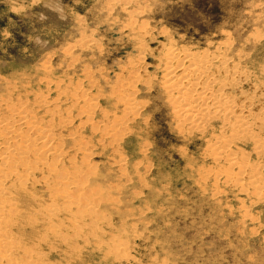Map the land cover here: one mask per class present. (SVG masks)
<instances>
[{
  "label": "rangeland",
  "instance_id": "1",
  "mask_svg": "<svg viewBox=\"0 0 264 264\" xmlns=\"http://www.w3.org/2000/svg\"><path fill=\"white\" fill-rule=\"evenodd\" d=\"M169 47L224 56L245 83L221 92L256 95L262 106L247 110L264 119V0H0V118L21 105L60 153L36 141L22 192L14 176L4 184L22 206L12 264H264V192L208 156L227 133L219 120L202 133L174 116L161 85ZM230 149L264 181L263 150ZM62 170L102 200L65 206L57 234L34 214L63 204Z\"/></svg>",
  "mask_w": 264,
  "mask_h": 264
},
{
  "label": "bare ground",
  "instance_id": "2",
  "mask_svg": "<svg viewBox=\"0 0 264 264\" xmlns=\"http://www.w3.org/2000/svg\"><path fill=\"white\" fill-rule=\"evenodd\" d=\"M126 3L127 0H119V4L121 5ZM222 57L219 54L211 55L209 53H203L200 59H198L195 55H186L180 52V50H175L174 48L169 47L162 52V60L164 62L163 75L165 77L162 79L161 85L166 98L172 105L174 114L176 113L174 116L176 117L177 115V118L179 117L178 119L185 122L189 128L204 133L208 131L207 128L211 127V124L207 126V123H213L214 121L219 120L220 129L224 130V133H227L222 134L220 138L214 137L216 139L214 141L215 144L213 148H211L208 156H210L216 164L217 161L222 158L228 169L231 167L233 168V166L237 164L238 172H245L246 176L244 175L242 178L241 176L237 177L236 183L241 182V179L246 180L249 184L247 185L252 186L253 193L255 192L256 194H259L264 192V181L259 179L256 175L258 170L255 171V168L252 167L247 168L244 162L239 163V161H237V156L234 155L236 152L230 154L228 151L231 150V147H234L245 140L251 142L252 147L256 152L259 151V149L264 151V138L263 136H260L258 131L260 128L264 127L263 116L262 114L257 113L256 110H247V106L249 105L256 104V106L259 107L262 106V103L261 101L257 102L256 95L254 94H245V98L243 95L240 96V98L243 97V99H245V104H243L239 100L231 98L230 95L221 92V85H223L225 87L232 86L235 92L239 93L241 88L239 86L240 83L238 84L237 82H241V84L245 83L244 80H241V76L239 77L240 71H237L233 66H226L227 61ZM207 58L209 60H207ZM135 64L139 65V63ZM139 69L140 67H137L135 70L139 72ZM122 95L123 94H121V96ZM11 111L12 112L9 115L0 118L1 264L2 262L6 264H12L15 262V260L12 262L10 261L13 259L12 255L14 251L20 250L23 245L20 246L18 244L19 240L17 242L14 241L11 235L13 232H11V229L15 220L21 214L20 209L22 206L19 208L20 197L16 196L15 198V196H13L14 198L12 199L9 195V191L4 188L5 182L9 181L11 176H14L16 179L19 176V178L25 180L27 175L35 169L34 162H28L27 164L25 163V158L27 157L28 150H30L31 147H34L36 141L41 143V147L44 149V156L50 154L51 160L60 156L57 149L49 146L51 139L44 128L45 125L42 127L43 125L41 126L39 123L35 122L32 116L24 111L21 105H18ZM213 128L214 127H211L212 130ZM256 128H258V130H256ZM28 134L29 136H27ZM18 166L21 167L20 171L17 169ZM53 168L54 163H51L48 170L53 171ZM220 170L223 171V169ZM57 173H59V175L57 176L55 184L57 185L58 183V185L62 186L60 194L57 196L64 201L63 204L61 206H56L57 204L55 205V203H46L41 209L39 208L40 211L39 209L36 210V214L34 215L40 214L39 216L41 217L42 215L48 216L46 219V221L49 219L48 221L50 222L49 228L47 229L48 232L59 234L60 231L56 228V218L65 206L75 205L79 206V209L86 208L88 210L91 205H95L96 202L102 200L100 199L102 196L96 189H92L87 184L88 177L86 175L78 176L77 173L67 172V170L57 171ZM225 174V177H228L227 173ZM24 180H20L21 182L18 181L19 191L24 189ZM11 193H13V191ZM98 199L100 200L97 201ZM23 251L26 254V249L24 247ZM34 253H37V251H34Z\"/></svg>",
  "mask_w": 264,
  "mask_h": 264
}]
</instances>
